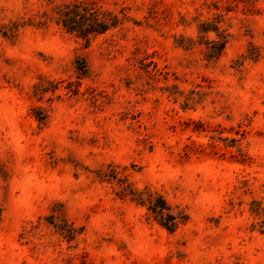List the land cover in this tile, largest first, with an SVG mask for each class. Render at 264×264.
I'll use <instances>...</instances> for the list:
<instances>
[{"label": "rangeland", "instance_id": "rangeland-1", "mask_svg": "<svg viewBox=\"0 0 264 264\" xmlns=\"http://www.w3.org/2000/svg\"><path fill=\"white\" fill-rule=\"evenodd\" d=\"M0 264H264V0H0Z\"/></svg>", "mask_w": 264, "mask_h": 264}, {"label": "trees", "instance_id": "trees-1", "mask_svg": "<svg viewBox=\"0 0 264 264\" xmlns=\"http://www.w3.org/2000/svg\"><path fill=\"white\" fill-rule=\"evenodd\" d=\"M60 15V25L67 32L75 33L82 38L104 34L118 25V20L115 16L110 17L108 13L82 6L79 3L65 5L64 8L60 10ZM79 69L83 71L81 68ZM160 202L162 203V200L158 199L156 203L150 206V210L154 214L163 215L164 210L168 209L164 206V203L163 206L159 205ZM167 217L171 219V221L174 220V218L168 214ZM163 225L171 230L175 222L172 221L170 226L166 224Z\"/></svg>", "mask_w": 264, "mask_h": 264}]
</instances>
